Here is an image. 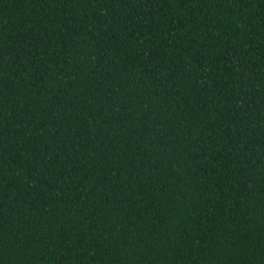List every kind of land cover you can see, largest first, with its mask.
Masks as SVG:
<instances>
[{
  "label": "trees",
  "instance_id": "trees-1",
  "mask_svg": "<svg viewBox=\"0 0 264 264\" xmlns=\"http://www.w3.org/2000/svg\"><path fill=\"white\" fill-rule=\"evenodd\" d=\"M0 264H264V0H0Z\"/></svg>",
  "mask_w": 264,
  "mask_h": 264
}]
</instances>
